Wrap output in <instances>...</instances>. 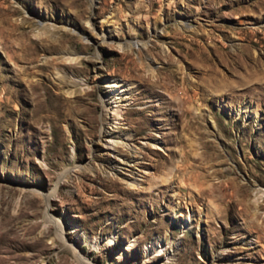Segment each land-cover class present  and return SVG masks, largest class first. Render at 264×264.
Returning <instances> with one entry per match:
<instances>
[{"label":"rangeland","instance_id":"obj_1","mask_svg":"<svg viewBox=\"0 0 264 264\" xmlns=\"http://www.w3.org/2000/svg\"><path fill=\"white\" fill-rule=\"evenodd\" d=\"M81 259L264 264V0H0V264Z\"/></svg>","mask_w":264,"mask_h":264},{"label":"bare ground","instance_id":"obj_2","mask_svg":"<svg viewBox=\"0 0 264 264\" xmlns=\"http://www.w3.org/2000/svg\"><path fill=\"white\" fill-rule=\"evenodd\" d=\"M80 84V83H79ZM78 86V85H77ZM127 89L125 88V87H123L122 88V90L121 91H119L118 93H117V95H121L122 93H124L125 91H126ZM108 110L106 109V112H107ZM106 120H108V117H105V119H104V121L102 122L103 123V126L106 124V123H104ZM104 130V129H103ZM102 133H104V136H105V132L104 131H102ZM110 139H109V141H108V149H109V151L110 152H112V153H117L118 151V148H126V147H128V145H127V143H126V140H125V137L124 136H121V135H119V136H115V137H109ZM154 145V147H156V148H159L155 143L153 144ZM122 160V159H121ZM122 162H124V160H122ZM136 162H138L137 161V159L136 160H134V163H136ZM124 164V163H123ZM258 193H259V191H256L255 192V200H254V202H253V205L257 208V206H258V204L260 203V200H261V197H262V195H258ZM60 233L59 234H61V231H59ZM61 236V235H60ZM80 262H81V264H90V263H88L87 261H85L84 259H81L80 260Z\"/></svg>","mask_w":264,"mask_h":264}]
</instances>
